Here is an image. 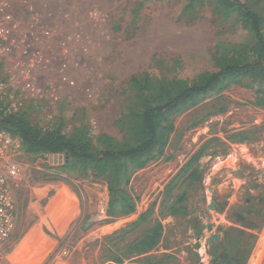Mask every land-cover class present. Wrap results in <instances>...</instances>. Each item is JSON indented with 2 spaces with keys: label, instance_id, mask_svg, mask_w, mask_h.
<instances>
[{
  "label": "rangeland",
  "instance_id": "1",
  "mask_svg": "<svg viewBox=\"0 0 264 264\" xmlns=\"http://www.w3.org/2000/svg\"><path fill=\"white\" fill-rule=\"evenodd\" d=\"M8 1L21 45L46 61L35 72L38 99L24 102L20 113L43 130L83 132L95 149L102 148L100 135L132 140L126 116L143 98L129 88L131 77L146 74L153 86L170 90L176 81L210 76L223 54L252 60L253 36L238 5L258 15L264 36V0ZM80 15L95 29L90 22L75 27L71 20ZM6 71L1 65L0 79ZM263 91L262 84L234 78L188 101L169 116L172 130L160 153L146 157L144 166L124 163L111 197L107 178L66 167L65 155L24 153L11 184L15 229L0 264H204L194 245L206 232L224 242L218 250H228L229 264L253 258L264 264V195L231 198L242 210H256L244 224L210 202L218 189L211 180L227 177L232 154L264 159ZM124 196L134 205L126 214L120 212ZM157 227L158 242L147 250L143 242Z\"/></svg>",
  "mask_w": 264,
  "mask_h": 264
},
{
  "label": "trees",
  "instance_id": "2",
  "mask_svg": "<svg viewBox=\"0 0 264 264\" xmlns=\"http://www.w3.org/2000/svg\"><path fill=\"white\" fill-rule=\"evenodd\" d=\"M238 8L253 36V44L249 48L252 60H242L236 54L230 57L223 54L217 59L215 72L210 76L202 80L176 81L170 90L163 83L153 86L146 74L131 77L129 88L143 98L142 107L129 111L126 116L132 140L115 143L112 138L100 135L97 142L102 148L95 149L85 133L67 136L59 127L43 130L32 124L24 112L9 117L0 115V128L21 140L25 154L65 155L66 167L107 178L108 196L111 197L121 184L124 163L137 162L144 166L146 157L153 152L160 153L166 143V134L172 130L169 116L188 101L209 92L216 93L234 78H247L264 85V36L260 30V18L242 5ZM261 95L260 102L264 107V91ZM120 207V212L126 214L133 211L134 205L130 198L124 196ZM107 213H115L111 200ZM159 231L157 227L145 238L143 244L147 250L157 244Z\"/></svg>",
  "mask_w": 264,
  "mask_h": 264
},
{
  "label": "built area",
  "instance_id": "3",
  "mask_svg": "<svg viewBox=\"0 0 264 264\" xmlns=\"http://www.w3.org/2000/svg\"><path fill=\"white\" fill-rule=\"evenodd\" d=\"M18 27L10 2L0 0V66L7 68L6 77L0 79V115L4 117L17 115L24 102L38 99L40 90L36 86L35 72L46 64L21 45L17 38ZM61 81L73 84L65 76ZM23 154L21 140L0 128V250L15 229L16 204L11 184L20 175Z\"/></svg>",
  "mask_w": 264,
  "mask_h": 264
},
{
  "label": "flooded vegetation",
  "instance_id": "4",
  "mask_svg": "<svg viewBox=\"0 0 264 264\" xmlns=\"http://www.w3.org/2000/svg\"><path fill=\"white\" fill-rule=\"evenodd\" d=\"M261 159L263 158H257V165L256 163L239 159L235 169H228L226 178L220 175L211 180L218 189L213 191L214 194H212L210 202L216 201L219 210L224 207L227 210V215L236 214L233 220L238 224H244L247 217L256 214V210L250 208L242 210L236 204L231 203L230 200L235 193H258L261 194L260 196L264 195V167H262ZM235 179L238 180L237 186H234ZM208 211L219 218L221 217V215L212 210V207L211 209L208 207L206 212ZM229 225L231 226V224ZM206 227L208 228L209 225ZM240 229L244 230L243 228ZM215 236L211 232L209 234L206 232L204 238L194 245V252L204 257V264H229L231 255L227 249L218 250V248H223L225 244L223 241H216ZM198 264H203V261L199 260Z\"/></svg>",
  "mask_w": 264,
  "mask_h": 264
},
{
  "label": "bare ground",
  "instance_id": "5",
  "mask_svg": "<svg viewBox=\"0 0 264 264\" xmlns=\"http://www.w3.org/2000/svg\"><path fill=\"white\" fill-rule=\"evenodd\" d=\"M239 159H245V160H248L249 162H253V163H256V162H258L257 161V159L256 158H253L250 154H247V155H241V154H238V153H236V154H232L231 155V157L229 158V160H228V162H227V165H228V167L226 168V169H235V167H236V165H237V161L239 160ZM260 159V158H259ZM264 160L263 159H261V162H262V167H264V162H263ZM256 165H257V163H256ZM261 166V165H260ZM215 171H219V169L218 168H215ZM231 175V174H230ZM237 180V179H236ZM211 209V208H210ZM260 246L261 245H259L258 244V249H260ZM258 253V252H257ZM256 264V263H258V260H256L255 261V258H253L252 260H251V263L250 264Z\"/></svg>",
  "mask_w": 264,
  "mask_h": 264
},
{
  "label": "crops",
  "instance_id": "6",
  "mask_svg": "<svg viewBox=\"0 0 264 264\" xmlns=\"http://www.w3.org/2000/svg\"><path fill=\"white\" fill-rule=\"evenodd\" d=\"M92 16H94V15H92ZM78 18H73L71 21H74V24H75V27H77V28H79V29H83V28H88V24H89V22L91 21V22H93V20H90L87 16H85V17H83V16H77ZM90 22V23H91ZM92 27V29H95V27H93V25H92V23H91V26H90V28ZM57 28V27H56ZM57 30H58V28H57ZM29 33H31V35H30V37H32L31 39H29L30 40V42H29V45L30 46H32V47H35V44H33L34 42L33 41H36L37 39H35L34 38V36H36L37 37V33L35 32V31H31V32H29ZM35 40H34V39ZM27 39V38H26ZM22 42V41H21ZM53 95V93L51 94V96ZM242 160H244V161H246V162H249L248 160H245V159H242Z\"/></svg>",
  "mask_w": 264,
  "mask_h": 264
},
{
  "label": "water",
  "instance_id": "7",
  "mask_svg": "<svg viewBox=\"0 0 264 264\" xmlns=\"http://www.w3.org/2000/svg\"><path fill=\"white\" fill-rule=\"evenodd\" d=\"M197 246V245H196Z\"/></svg>",
  "mask_w": 264,
  "mask_h": 264
}]
</instances>
